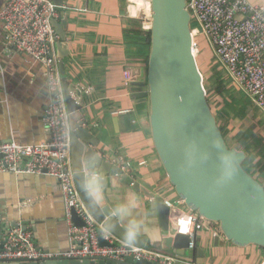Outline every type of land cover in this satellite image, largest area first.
I'll list each match as a JSON object with an SVG mask.
<instances>
[{
    "label": "crops",
    "instance_id": "crops-1",
    "mask_svg": "<svg viewBox=\"0 0 264 264\" xmlns=\"http://www.w3.org/2000/svg\"><path fill=\"white\" fill-rule=\"evenodd\" d=\"M248 1L264 6V0ZM129 2L64 0L63 5L59 6L58 20L67 22L66 50L69 57L64 59V66L69 83L83 92L79 123L83 122L84 127L92 132L93 139L99 141L97 151L103 152L107 163H120L121 168L131 172L126 181L129 188L124 198L116 194L117 202L121 204L134 195L142 205L137 218L147 213L150 220L159 222L158 211H153L148 205L151 200L137 195L131 188L133 183L141 179L164 200L179 199L156 153L146 118L148 108L146 104L138 105L131 98L130 87L125 85V70L134 69L138 63L144 62L142 58L135 57L139 49L124 43L126 31L137 29L138 22L142 21L129 15ZM4 3L5 0H0V8ZM141 13L142 9L139 16ZM201 41L199 54L207 73L212 68L211 62H218V59L210 44L204 39ZM56 54L58 57L57 48ZM209 85H212L210 80ZM49 101L42 65L34 64L28 57L5 44L0 21V142L16 141L22 145H35L48 140L44 117ZM122 110L132 112L116 115ZM235 123L244 130L254 129L264 141V113L259 108L250 106L247 118ZM71 131L73 135L72 128ZM112 181L121 186L119 178L114 177ZM0 219L9 226L22 224L27 227L40 249L58 254L70 249L59 182L48 176L15 175L4 169L1 160ZM221 236L219 226L207 225L198 235L197 248L188 255L195 263L188 264L264 263L263 249L253 245L240 248L229 241H216ZM146 248L172 255L171 251L162 248L161 241L148 243ZM198 250H204V259Z\"/></svg>",
    "mask_w": 264,
    "mask_h": 264
},
{
    "label": "water",
    "instance_id": "water-1",
    "mask_svg": "<svg viewBox=\"0 0 264 264\" xmlns=\"http://www.w3.org/2000/svg\"><path fill=\"white\" fill-rule=\"evenodd\" d=\"M50 1L60 7L64 2ZM150 2L152 36L147 68L141 71L143 81L131 84L130 94L138 105L149 104L152 139L162 167L186 207L207 221L218 223L222 236L216 241H229L240 248L252 245L264 248V186L243 168L247 155L242 146L228 148L222 129L209 105L204 77L194 55L192 17L187 10L186 0ZM141 14L144 15V11ZM52 25L60 37L56 48L73 130L72 166L77 188L95 219L102 225L108 222L115 224L113 234L123 240V224L112 217L113 209L120 203L116 200L114 189L110 187V179L117 177L121 186L129 188L126 181L131 172L121 168L120 163H107L103 152L97 151L99 141L93 139L92 132L84 127L83 122L79 123L83 109V92L69 83L64 66V59L69 57L66 50L67 22L54 20ZM131 71L134 78L139 75L136 69ZM89 170L99 171L103 176V205L94 204L84 190L83 184ZM131 188L137 195L150 199L148 205L153 211H158L159 225L164 236L161 240L162 248L172 252L176 264L195 263L187 254L189 237L170 231L167 222L170 210L164 207V199L141 179L133 183ZM73 217L78 226H83L75 213ZM13 227L15 225H6L0 219V251L5 243L6 231ZM24 229L27 230V227ZM148 243L151 242L141 238L137 246L145 248ZM100 244L107 245L102 238ZM197 252L204 259V250ZM15 263L156 264L134 258H126L124 261H4L1 264Z\"/></svg>",
    "mask_w": 264,
    "mask_h": 264
},
{
    "label": "built area",
    "instance_id": "built-area-1",
    "mask_svg": "<svg viewBox=\"0 0 264 264\" xmlns=\"http://www.w3.org/2000/svg\"><path fill=\"white\" fill-rule=\"evenodd\" d=\"M186 4L198 25L192 29L194 50L199 53L201 40H206L233 85L264 113V6L248 0H186ZM60 9L50 0H5L0 8L5 44L28 57L34 64L42 65L50 95L44 117L48 140L35 145H22L16 141L0 142V158L4 169L15 175L48 176L59 182L70 249L61 254L40 249L31 233L18 224L5 233L0 264L4 261L44 262L62 259L124 261L126 258L156 264H176V258L172 255L146 247L128 249L113 233L103 237L100 232L102 224L89 211L77 189L71 160L70 115L56 54L60 37L52 25L54 20H59ZM140 9L144 15L139 16ZM127 10L129 15L142 19L145 31L151 30V9L147 12L138 0H130ZM148 24L150 27H147ZM134 69L139 72L136 78L130 69L124 72L127 88L133 82L143 81L141 71L145 70L144 63H138ZM131 112L122 110L116 115ZM164 204L170 210V231L188 236V250L194 251L199 233L212 223L188 208L184 209L185 202L180 198L177 201L164 200ZM74 213L83 226L75 223ZM178 222L182 223V231L177 227ZM100 238L106 246L100 244Z\"/></svg>",
    "mask_w": 264,
    "mask_h": 264
},
{
    "label": "trees",
    "instance_id": "trees-1",
    "mask_svg": "<svg viewBox=\"0 0 264 264\" xmlns=\"http://www.w3.org/2000/svg\"><path fill=\"white\" fill-rule=\"evenodd\" d=\"M197 26V22L192 19L191 28L194 29ZM151 36V30L145 31L143 29V21L138 22L137 29L127 30L125 33L124 43L128 47L139 49L138 55L135 57L137 59L142 58L145 68H147L150 53ZM210 65L212 66L210 72L206 73L204 70L205 76L202 73L204 85L209 105L218 123L219 121L224 123L221 129L225 142L229 149H232L236 145L242 146L244 153L247 155L243 168L264 186V141H262V137L257 136L258 134L254 132V129L249 128L244 130L242 127L236 126L237 123H235V121H243L247 118V110L253 104L244 92L233 85L220 63L213 60ZM209 80L212 82V85H209ZM145 104L148 108L146 118L149 130L151 131L149 104ZM261 249L264 250V248Z\"/></svg>",
    "mask_w": 264,
    "mask_h": 264
},
{
    "label": "clouds",
    "instance_id": "clouds-1",
    "mask_svg": "<svg viewBox=\"0 0 264 264\" xmlns=\"http://www.w3.org/2000/svg\"><path fill=\"white\" fill-rule=\"evenodd\" d=\"M84 190L90 200L96 205L104 203V180L99 171L89 170L86 175ZM142 207L140 200L136 196L128 197L112 211V217L123 224L124 237L123 244L128 249H135L141 238L148 242H159L164 239L162 229L157 220H150L148 214L138 216V210ZM177 227L183 230L182 223L178 222ZM115 224L108 222L101 226L100 232L103 237L113 233Z\"/></svg>",
    "mask_w": 264,
    "mask_h": 264
},
{
    "label": "rangeland",
    "instance_id": "rangeland-1",
    "mask_svg": "<svg viewBox=\"0 0 264 264\" xmlns=\"http://www.w3.org/2000/svg\"><path fill=\"white\" fill-rule=\"evenodd\" d=\"M202 42V41H201ZM196 58H197V62H198V64H199V69H200V71L204 74V76L206 75V73H205V64H203L202 63V61H201V56H200V54L199 53H197L196 55ZM207 57H208V55H206ZM219 126L220 127H222L223 128V126H224V123L223 122H221V121H219ZM110 185L112 186V187H114V191H115V193L116 194H118V195H120V196H124L125 195V193H126V189H127V187H123V186H120L119 184L117 185V183H115V182H113L112 181V179H110ZM175 194H176V192H175ZM176 197H178L177 196V194H176ZM124 198V197H123ZM179 198V197H178ZM184 209H186L187 210V207H184ZM212 225H214V226H218V223L216 224V223H212ZM222 235V234H221ZM150 249V248H149ZM168 252H170V251H168ZM168 254V253H167ZM188 255H191V253H190V251L187 253Z\"/></svg>",
    "mask_w": 264,
    "mask_h": 264
},
{
    "label": "bare ground",
    "instance_id": "bare-ground-1",
    "mask_svg": "<svg viewBox=\"0 0 264 264\" xmlns=\"http://www.w3.org/2000/svg\"><path fill=\"white\" fill-rule=\"evenodd\" d=\"M139 4L141 7H143L147 12H149V9H151V13H152V8H151V3L148 2L147 0H138ZM152 26V24H151ZM147 27H150V24L147 25ZM197 54L196 49L194 50V55Z\"/></svg>",
    "mask_w": 264,
    "mask_h": 264
}]
</instances>
